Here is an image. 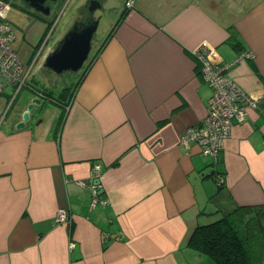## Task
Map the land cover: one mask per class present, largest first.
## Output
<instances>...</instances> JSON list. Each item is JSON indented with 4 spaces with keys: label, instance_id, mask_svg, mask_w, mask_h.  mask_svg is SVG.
I'll list each match as a JSON object with an SVG mask.
<instances>
[{
    "label": "crops",
    "instance_id": "obj_1",
    "mask_svg": "<svg viewBox=\"0 0 264 264\" xmlns=\"http://www.w3.org/2000/svg\"><path fill=\"white\" fill-rule=\"evenodd\" d=\"M127 1H105L119 23L60 115L46 123V98L27 88L16 131L0 135V264H217L190 244L200 226L248 208L264 230V0ZM26 15L8 11L19 31ZM203 45L220 64L253 54L229 74L256 105L217 162L179 143L207 116ZM33 98L39 115L16 129Z\"/></svg>",
    "mask_w": 264,
    "mask_h": 264
},
{
    "label": "built area",
    "instance_id": "obj_2",
    "mask_svg": "<svg viewBox=\"0 0 264 264\" xmlns=\"http://www.w3.org/2000/svg\"><path fill=\"white\" fill-rule=\"evenodd\" d=\"M133 4L134 0L126 3L128 7H132ZM10 6L7 0H0V95H5L9 88H12L11 102H13L20 90L29 82L33 63L30 66L25 64L15 49L17 28L8 17ZM196 56L202 63L203 78L211 88V96L203 123L188 127L181 135L179 143L186 151L197 144L201 148L202 155L217 162L225 149L227 139L231 136L234 124L244 120L247 106L256 105V101L229 74V70L237 61L251 58L253 54L245 51L239 55L236 62L220 64L211 58L209 47L203 45L197 50ZM100 176L101 165L95 164L89 180L93 201L95 200L93 205L100 201L97 193ZM79 184L81 185L80 182ZM82 184L81 186H86L87 183ZM68 218V211L60 209L55 220L61 223Z\"/></svg>",
    "mask_w": 264,
    "mask_h": 264
},
{
    "label": "rangeland",
    "instance_id": "obj_3",
    "mask_svg": "<svg viewBox=\"0 0 264 264\" xmlns=\"http://www.w3.org/2000/svg\"><path fill=\"white\" fill-rule=\"evenodd\" d=\"M7 1L13 8L17 7L21 9L18 0ZM85 3L86 0H58L53 3L51 14L44 18H39V20L36 19L35 12H30L29 9L24 8V12L26 11L31 19L28 20L29 23H27L28 26L25 28L26 30L23 29L19 31V29H17L16 32L15 49L19 57L29 66L33 63L32 70L34 74H36L37 68H39V70L41 68L40 74L37 72L38 81L45 86L46 91L49 90L55 93L50 94L52 97H49L50 99L45 101L46 108L49 110V114L46 115V123L53 120L58 114L60 115L62 111L61 106L64 103V97L58 95L62 90L63 85L57 84L56 81L52 80L56 78L57 74L50 73L44 68V59L56 47L68 30L72 28L75 18L79 16L80 7H84ZM112 6L115 8H112ZM112 6L107 4L106 7L97 10L95 13V16L99 18V27L95 33V41L101 39L119 17L116 16V12L118 11L116 9V4H113ZM46 42L47 44L44 49H42L43 44ZM95 47L97 46L95 45ZM37 76L33 77V81L31 80L29 83L34 82V78L36 79ZM74 76L76 78L75 74ZM27 88L30 89L29 85H25L20 90L13 102H11L12 88H9L5 95H0V135L1 133L6 134L8 132L16 131L13 125V119L19 112V105L27 100ZM206 88L210 93L211 89L207 84ZM76 90L77 86L74 88L73 95ZM6 96L8 102H5L4 97ZM10 105L12 106L10 107ZM37 115H39V112L33 115L29 123L33 122ZM61 123L62 121H55L54 133L59 132Z\"/></svg>",
    "mask_w": 264,
    "mask_h": 264
},
{
    "label": "trees",
    "instance_id": "obj_4",
    "mask_svg": "<svg viewBox=\"0 0 264 264\" xmlns=\"http://www.w3.org/2000/svg\"><path fill=\"white\" fill-rule=\"evenodd\" d=\"M74 88L75 85L64 93L68 94L65 102L71 99ZM46 93L51 92H43L44 95ZM46 96L43 97L45 100L48 99ZM249 211L248 208H240L228 217L200 226L191 238V246L198 253L211 256L217 264H263L264 230L258 219H243Z\"/></svg>",
    "mask_w": 264,
    "mask_h": 264
},
{
    "label": "water",
    "instance_id": "obj_5",
    "mask_svg": "<svg viewBox=\"0 0 264 264\" xmlns=\"http://www.w3.org/2000/svg\"><path fill=\"white\" fill-rule=\"evenodd\" d=\"M24 4L33 8L35 11L42 13L44 16L51 14L49 2L55 3L58 0H20ZM104 0H90L84 8L90 13L96 12L103 8ZM44 16V17H45ZM37 18H41L38 17ZM99 27V21L94 20L90 23L81 24L76 22L72 28L58 42L56 47L45 57L44 67L50 69L56 74L67 71L79 72L82 70L90 59L92 50V41ZM39 98H33L23 111L21 120L16 124V129L26 127L33 115L37 113L36 108L41 105Z\"/></svg>",
    "mask_w": 264,
    "mask_h": 264
},
{
    "label": "flooded vegetation",
    "instance_id": "obj_6",
    "mask_svg": "<svg viewBox=\"0 0 264 264\" xmlns=\"http://www.w3.org/2000/svg\"><path fill=\"white\" fill-rule=\"evenodd\" d=\"M105 1L106 0H104L103 1V8L105 7ZM18 2H19V4H20V7H21V9H20V11H24V8H27V9H29V11L30 12H35V15H36V19L37 20H39L38 18H37V16L38 17H41V18H44V16L42 15V13H40V12H37V11H35L33 8H30L28 5H26V4H24L22 1H20V0H18ZM89 2H90V0H86V3L84 4V5H87L88 4V7H89ZM49 5H50V7L52 8V6H53V3H51V2H49L48 3ZM79 7V6H78ZM52 10V9H51ZM98 10H100V9H98ZM25 14H27L26 16H28V13L25 11L24 12ZM95 13L96 12H94V13H90L89 11H87L83 6H81L80 7V10H79V16L78 17H76L75 18V20H74V24L76 23V22H79V23H81V24H88V23H90V22H92V21H94V20H98L99 21V18L98 17H96L95 16ZM34 17V16H33ZM96 19H95V18ZM119 23V21H117L116 22V24L114 25V27H113V29L112 30H110V32L108 33V38L110 37V35L114 32V29H115V27H116V25ZM42 39V38H41ZM48 42V41H47ZM47 42L45 43V44H43V46H42V49H44V47H45V45L47 44ZM101 44H102V41L99 39V40H97V41H93L92 42V50H91V54H90V60L87 62V64L85 65V67H84V70L82 69V70H80L79 72H73V71H67V72H63V73H61V74H57L56 75V78L55 79H52V80H54V81H56L57 82V84H61V85H63L61 88H62V90L59 92V95H61L62 97H64V99L65 98H67V96H68V94H66V95H64V93H66L67 91H68V89H70V88H73V86L75 85V86H77V88H78V85H79V83H80V81L83 79V77H84V72H85V70L92 64V62L94 61V59L97 57V55H98V52H99V50H100V47H101ZM95 45L97 46V47H95ZM44 68H46V67H44ZM50 73H54L53 71H51L50 69H48V68H46ZM40 70H41V68H40ZM40 70H39V68H37V70H36V74H34V72H33V70L31 69V77H29L28 79H29V81H33V77L34 76H37V72L40 74ZM54 74H56V73H54ZM74 74L76 75V78H75V76H74ZM42 75V74H41ZM39 79H38V76H37V78L34 80V82H28L27 83V85H29V88H31V89H36V90H39V91H41L42 92V95L44 96V94H43V92H45L46 91V89H45V86L44 85H42V83L41 82H39L38 81ZM36 81H38V82H36ZM65 86V87H64ZM77 91V90H76ZM41 92H38V93H41ZM51 93H46V95H48V99L47 100H49L50 98L49 97H52V95H50V94H55L54 92H52V91H50ZM73 92H74V90H73ZM73 92H72V95H71V97L70 98H72L73 97ZM63 94V95H62ZM45 95V97H47ZM65 102V101H64Z\"/></svg>",
    "mask_w": 264,
    "mask_h": 264
}]
</instances>
